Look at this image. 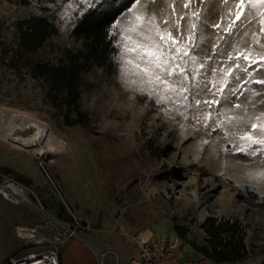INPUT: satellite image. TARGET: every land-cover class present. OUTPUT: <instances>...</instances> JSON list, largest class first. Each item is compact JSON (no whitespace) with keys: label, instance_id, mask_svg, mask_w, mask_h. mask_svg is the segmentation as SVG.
Returning a JSON list of instances; mask_svg holds the SVG:
<instances>
[{"label":"rangeland","instance_id":"1","mask_svg":"<svg viewBox=\"0 0 264 264\" xmlns=\"http://www.w3.org/2000/svg\"><path fill=\"white\" fill-rule=\"evenodd\" d=\"M217 1L179 0V25H135L151 0H135L117 16L118 71L109 76L93 66L81 85V106L93 131L105 136L102 156L79 124H66L65 109L52 104L45 83L32 76L10 28L16 7L0 0V183L14 179L34 192L30 203L20 205L0 195V264L32 251L58 250L62 256L75 244L90 250L96 264H125L143 233L177 238L190 246L191 256L204 255L205 216L238 221L244 231L235 238L244 236L245 259L264 264V150L240 139L245 132L264 139V84L235 69L247 62L234 59L238 50L258 60L264 56V32L256 10L227 32L229 21L219 20ZM84 10L82 2L70 0L60 12L63 47L80 48L73 29ZM145 49L162 53L172 74L155 64L146 74ZM248 71L264 80V60ZM14 112L51 124L66 146L40 154L35 146L13 143L7 134ZM252 124L260 127L253 131Z\"/></svg>","mask_w":264,"mask_h":264},{"label":"trees","instance_id":"2","mask_svg":"<svg viewBox=\"0 0 264 264\" xmlns=\"http://www.w3.org/2000/svg\"><path fill=\"white\" fill-rule=\"evenodd\" d=\"M3 1L16 7L10 28L18 53L32 76L45 83L50 102L65 109L66 124H79L103 156L107 146L105 136L93 131L91 117L81 106L83 75L93 66L101 67L109 76L118 71L115 56L119 52L120 32L114 23L135 0L105 5L103 19H99V14L91 8L84 10L73 29L80 48L63 47L61 43L59 14L70 0H36L35 6L33 0ZM124 4L128 7H123ZM3 26L0 22V31ZM203 225L210 236L207 245L200 249L204 255L220 262H236L248 255L244 236L235 238L239 230L244 231L238 221L230 218L217 221L210 217Z\"/></svg>","mask_w":264,"mask_h":264},{"label":"built area","instance_id":"3","mask_svg":"<svg viewBox=\"0 0 264 264\" xmlns=\"http://www.w3.org/2000/svg\"><path fill=\"white\" fill-rule=\"evenodd\" d=\"M56 190L61 194L58 187H56ZM32 194L34 192L30 187L17 180L5 179L0 183V195L11 203L28 204L33 196ZM208 218L210 217L205 216L203 223ZM31 231L35 236L36 229H31ZM66 233L69 238L75 234L73 230L71 231V224L66 227ZM137 248V254L131 259V264H255L253 261L246 259L236 262H220L206 255L191 256L188 253L190 246L182 244L179 239L167 235L140 234L137 238ZM60 255L58 250L32 251L26 255L11 258L4 264H62Z\"/></svg>","mask_w":264,"mask_h":264},{"label":"bare ground","instance_id":"4","mask_svg":"<svg viewBox=\"0 0 264 264\" xmlns=\"http://www.w3.org/2000/svg\"><path fill=\"white\" fill-rule=\"evenodd\" d=\"M228 0L225 3L224 0H218L219 10L221 15L219 20L229 21L235 19L236 3ZM182 7L179 4V0H151L148 7L141 12L140 17L142 20H135V25H140L146 21L158 23L159 25H165V21H176L180 23ZM216 20V19H215ZM246 19L241 17L240 21H237L232 30L237 29L238 26L244 25ZM228 23V24H229ZM242 42H245V33L240 36ZM13 120L10 123L9 132L7 137L20 146L27 148L34 147L37 153L43 154L45 152L57 153L60 152L65 146L66 141L59 135L55 128L49 123H42L39 120L25 116L20 112H14L12 115ZM71 264H95L89 260L85 255L82 244H75L71 249Z\"/></svg>","mask_w":264,"mask_h":264},{"label":"snow or ice","instance_id":"5","mask_svg":"<svg viewBox=\"0 0 264 264\" xmlns=\"http://www.w3.org/2000/svg\"><path fill=\"white\" fill-rule=\"evenodd\" d=\"M78 3H83L85 5V10H87L88 8H91L94 12L98 13L99 19H103L104 16L106 15V13L104 11H102L105 8V5H110V4H120V0H77ZM138 2V0H137ZM225 3L228 2V0H224ZM188 5L186 4L185 7H187ZM123 7H128L127 4H124ZM264 8V0H238V3H236V11L234 13L235 15V19L231 21V23H229V25L227 26V28L225 29L227 32H231L232 28L234 27L235 23L237 21L241 20V17L244 16L245 19L247 20L249 17H252L254 14L252 12V10H256L255 11V15H258L261 17L260 23L262 25L261 27V31L264 32V11H262L261 9ZM248 9L247 14H245V10ZM137 20H142V17L137 16L136 17ZM165 23H167V21H165ZM193 27H195V25H193ZM215 27H219V25H215ZM168 38L172 41L173 44L176 43V40L174 37H172L171 33H168ZM160 39L163 40L164 39V35L161 34L160 35ZM125 47L127 48V45H125ZM130 51H135L134 48L132 49H128ZM182 49H178V51H181ZM145 55H147L148 57H150L148 64L149 67H145L143 69V71L146 74H151L152 69H151V65L155 64L159 69L160 72H165L167 71L169 75L172 74L173 69L168 68L166 69L164 67V64L167 63V60L162 61L160 59V56L162 55V53H158L156 50L154 49H145ZM174 58V57H173ZM230 59H232V57H230ZM234 59H236L237 61H240L241 59H243L244 61L247 62V66L246 67H241L240 63H237L235 65V69H240L241 71H244L245 73H247L248 77L250 80H252L253 82L257 83V84H264V80H255L253 78V73L249 72L248 69L251 68V66L253 64H256L259 62V60H264V56L259 57V60L257 58H254L251 56L250 53L248 52H244V51H237L236 56L234 57ZM129 63H131V61H129ZM138 67V65H137ZM176 67H179V65H177ZM202 67V65H201ZM235 69H230L229 70V75L231 74L232 71H234ZM259 70V69H257ZM181 74H183L184 69H181ZM239 77L237 76V79ZM155 79L157 81H161L162 83L167 84L168 82L166 80H162L161 76L159 74L155 75ZM249 80H245L244 83H248ZM228 83V81H225V85L226 86ZM181 91H184L183 89H181ZM219 92L223 93L224 91V87H221L219 90ZM229 91H231L233 94L237 91V89H230ZM253 95H255L256 90H252ZM205 103H209L208 101H205ZM212 104H217L218 101H212ZM235 107L239 108L241 107V105L237 104L235 105ZM208 118L211 119V114L209 113ZM260 127L257 124H252V130L255 131L257 130V128ZM261 130H264V128H262ZM240 139H247V140H251L252 144L255 146H258V148L260 150H264V139H258L255 138L251 135L250 132H245L241 135ZM241 151H246V149H244L243 147H241Z\"/></svg>","mask_w":264,"mask_h":264},{"label":"crops","instance_id":"6","mask_svg":"<svg viewBox=\"0 0 264 264\" xmlns=\"http://www.w3.org/2000/svg\"><path fill=\"white\" fill-rule=\"evenodd\" d=\"M82 246H83L84 253L88 257V259L91 260V261H93L96 264V259H95L94 255H93V253L90 250H88L86 247H84V245H82ZM137 251H138V248H137ZM137 251H136V254H137ZM61 263L62 264H71V245L66 250V252L62 254V256H61ZM125 264H131V260H129V262L128 263H125Z\"/></svg>","mask_w":264,"mask_h":264}]
</instances>
